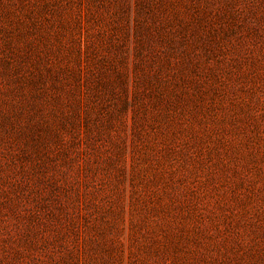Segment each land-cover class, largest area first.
<instances>
[{
	"label": "rangeland",
	"instance_id": "374dc122",
	"mask_svg": "<svg viewBox=\"0 0 264 264\" xmlns=\"http://www.w3.org/2000/svg\"><path fill=\"white\" fill-rule=\"evenodd\" d=\"M0 264H264V0H0Z\"/></svg>",
	"mask_w": 264,
	"mask_h": 264
}]
</instances>
